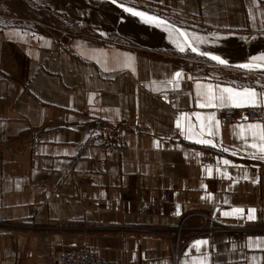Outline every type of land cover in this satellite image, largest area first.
Returning a JSON list of instances; mask_svg holds the SVG:
<instances>
[{"label": "crops", "instance_id": "obj_1", "mask_svg": "<svg viewBox=\"0 0 264 264\" xmlns=\"http://www.w3.org/2000/svg\"><path fill=\"white\" fill-rule=\"evenodd\" d=\"M119 1L169 18L229 65L191 50L198 59L180 61L164 27L122 9L107 42L0 13V264H54L83 246L119 264H264V160L239 127L264 125V106L225 122L197 88L264 94L263 68L230 65L264 56V0ZM213 113L216 135L201 137L212 143L188 138ZM237 208L243 217L224 215Z\"/></svg>", "mask_w": 264, "mask_h": 264}, {"label": "rangeland", "instance_id": "obj_2", "mask_svg": "<svg viewBox=\"0 0 264 264\" xmlns=\"http://www.w3.org/2000/svg\"><path fill=\"white\" fill-rule=\"evenodd\" d=\"M0 13L21 18L35 17L42 22V29L58 36H86L102 42L116 38L113 30H120L118 24L125 22L128 15L107 0H0ZM164 32L168 34V43L172 48L179 49L177 42L185 46V52L176 51L180 61L190 63V59H198V55L190 52L179 32L172 35L166 30ZM201 61L208 63L205 58Z\"/></svg>", "mask_w": 264, "mask_h": 264}, {"label": "snow or ice", "instance_id": "obj_3", "mask_svg": "<svg viewBox=\"0 0 264 264\" xmlns=\"http://www.w3.org/2000/svg\"><path fill=\"white\" fill-rule=\"evenodd\" d=\"M113 3H116V0H113ZM123 7V4L120 5ZM123 10L125 12L130 13L131 15L138 17L144 23L154 24L156 27H164L166 31L172 35L173 33L178 32L177 29L168 25L165 21L158 19L156 16H149L145 12L135 11L133 8L124 7ZM180 36H187V33H179ZM195 39L199 40L198 37ZM177 47L181 52H185L186 48L184 45L177 42ZM189 47H191L189 45ZM192 52H197V48L191 47ZM202 55H208L207 53H201ZM211 59L217 61L219 64L226 65L227 61L220 58L219 56H211ZM239 68L247 69V70H255L264 68V56L253 57L250 63L237 65ZM177 78L181 77V73L175 74ZM197 88L200 89L198 91V96L200 97L199 106L200 107H219V108H241V107H257L264 106V94H259L251 88H244L243 90H237L231 87H219L215 86V89L212 85H197ZM185 116H181L177 121V127L182 128V121L185 119ZM247 120V117H244ZM219 121L216 120L215 114L213 113L211 116L201 121L200 131L197 133L194 130V126L189 125L187 129L188 138H192L196 136V142L202 144H211L210 140L202 139L201 137L206 132L209 136H215L216 131L214 129H218ZM241 128V136L245 140L248 137H251L252 143L249 145L252 149H255L254 152L251 153L252 157L259 160H264V125L258 123H250L247 125H240ZM214 146V145H213ZM227 151V149H225ZM230 162L228 160H224L223 164L228 165ZM211 172V169H209ZM245 179H247V175H245ZM255 209H249L247 214L248 220H255ZM179 212H177V215ZM236 214L241 217L244 216V210L237 208L233 209L232 213H224V215ZM207 241H197L193 247L196 251H200L203 245H206ZM257 246H264V241L258 242ZM207 257H204L203 260L197 258V260L193 261L192 264H205Z\"/></svg>", "mask_w": 264, "mask_h": 264}, {"label": "built area", "instance_id": "obj_4", "mask_svg": "<svg viewBox=\"0 0 264 264\" xmlns=\"http://www.w3.org/2000/svg\"><path fill=\"white\" fill-rule=\"evenodd\" d=\"M169 101H175L177 94L171 92L166 96ZM222 117L225 122H238L247 119H255L261 116L262 111L260 107H241V108H223L221 111ZM165 200H169V194L166 193ZM235 227L226 228H209L204 227L203 230L220 231V230H233ZM54 264H119L115 261H107L97 256L88 247H77L73 249L64 250L54 258Z\"/></svg>", "mask_w": 264, "mask_h": 264}, {"label": "water", "instance_id": "obj_5", "mask_svg": "<svg viewBox=\"0 0 264 264\" xmlns=\"http://www.w3.org/2000/svg\"><path fill=\"white\" fill-rule=\"evenodd\" d=\"M108 1L111 2L112 4H114L115 6L119 7V8L122 9V10H123L124 7H130V8H133L135 11L145 12V13H146L147 15H149V16H156L158 19L165 21L168 25H170V26L174 27L175 29H177L179 33H186V32L182 29V27H180L178 24L174 23L172 20H170V19L167 18V17L161 16V15H158V14H155V13H151V12H148V11L143 10V9H139V8H136V7L129 6V5L125 4V3H122V2L119 1V0H116V3H113V0H108ZM121 3L123 4V7L120 6ZM123 11H124V10H123ZM127 13H128V12H127ZM129 14H130V13H129ZM137 18H138V17H137ZM182 37H183L184 41L187 43L188 46L190 45L191 47H194V45L192 44V42L190 41V39L188 38V36H182ZM191 47H189L190 50H191ZM195 48H196V47H195ZM194 53H197V54L202 55L201 53H203V52H201L200 50L197 49V52H194ZM207 54H208V55H203V56H206V57H209V58H211V56H213V55H211V54H209V53H207ZM215 56H216V55H215ZM220 58H222V57H220ZM222 59H223V58H222ZM224 60H225V59H224ZM243 64H245V63H243ZM226 65H229V63L227 62ZM230 65H231V66H235V67H237V65H240V64H230ZM263 69H264V68H263Z\"/></svg>", "mask_w": 264, "mask_h": 264}]
</instances>
